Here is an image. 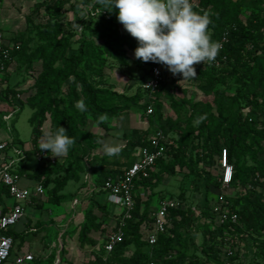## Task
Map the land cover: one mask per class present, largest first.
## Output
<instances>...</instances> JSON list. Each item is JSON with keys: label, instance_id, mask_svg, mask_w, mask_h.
<instances>
[{"label": "trees", "instance_id": "trees-1", "mask_svg": "<svg viewBox=\"0 0 264 264\" xmlns=\"http://www.w3.org/2000/svg\"><path fill=\"white\" fill-rule=\"evenodd\" d=\"M6 1L9 0H0V7ZM69 1L41 0L34 4L36 10L44 8L49 13L46 22L41 25H34L30 16L26 18L35 32L38 45L28 52L32 39L26 31L0 42V47L9 49L12 57L11 62L6 64V70L0 71V74L9 70L14 58L26 63L31 72L29 90H34L35 94L28 97L26 102L34 110L29 122L33 128L31 142L37 147L35 152L39 150L38 145L44 136L43 126L48 117L50 131L62 126L69 136L77 140L63 161L61 156L55 164L36 163L28 174L34 186L44 177V188L52 185L48 190L51 202L60 204V192L68 182L80 181V175L91 167L96 189L91 193L83 221L71 231L77 233L81 247L94 248L95 252L87 264H103L104 250L103 245H99L98 237L117 232L122 216L114 214L115 225L107 227L106 221L112 214L108 204L96 202L95 196L105 192L102 186L106 180L122 175L134 163L136 152L148 144L150 135L149 129L142 128L125 133V145L120 155L109 158L98 152L99 136L87 129L88 121L91 119L97 126L109 131L111 120L133 109L147 115L150 127L155 126L169 136L177 134L179 146L167 148L164 157L150 171L149 178L135 181V208L131 218L125 221L123 239L115 245L110 261L114 264H148L151 261L156 264H224L229 261L233 264L238 251L235 239H243L252 247L251 259L264 264V1L194 0L192 3L196 11L205 10L211 14L212 39L217 42H221L224 36L228 39L217 56H226L227 60L219 67L194 65L197 72L195 79L200 89L211 97V100L201 101L185 97L177 101L173 95L176 80L169 79L171 73L166 74L164 70L165 79L158 92L151 93L143 89L153 67L162 68V64L135 59L134 50L138 42L119 27L118 10H104L95 0H79L80 4L70 7L78 15L86 10L88 18L87 24L83 26V34L77 40V51L72 53V42L77 33L65 32L61 25L64 8ZM249 6H255V10L249 19L242 21L241 14ZM86 7L91 9L87 11ZM130 54L139 70L138 82L125 85L122 91H118L108 80L105 71L109 67V60L119 67L127 66ZM37 62L41 65L38 72L34 67ZM181 78L177 75V81ZM5 81L7 78L1 79L0 83ZM230 82L237 84L233 94H226L218 88ZM25 91L24 88L6 85L0 91V105L15 100ZM162 95L167 96L171 107L178 114L177 121L164 116L160 102ZM78 101L84 102L87 111L82 112L75 106ZM19 103L17 115L25 106L23 102ZM150 105L153 114L149 115L147 110ZM105 114L107 121L98 124V118ZM200 115H206V119L195 125L194 120ZM15 120L12 119L13 124ZM13 124V127L6 128L7 124L0 114V141L10 140L12 145L25 152V158L17 166V173L23 175L28 151L19 140ZM4 129L9 131L10 137L7 138ZM223 149H227L229 162L234 169L233 180L229 188L225 189V196L238 215L237 223L220 224V211L215 210L208 201L213 189L221 191L222 188L220 156ZM216 169L218 173L214 172ZM182 170L194 176L196 189L200 194L204 192V199L199 204L200 212L185 206L184 196L180 194L178 201L182 206L169 211L170 225L167 232L159 234L156 243L150 245L148 232L158 206L153 205L155 189L161 183L167 185L170 178ZM48 175H54V178L49 179ZM41 198L33 197L30 203ZM6 199L13 201L7 187L0 182V209L3 213L8 210ZM35 205L42 208L41 204ZM36 225L32 227L29 222V230L22 234L13 228L6 233L13 237L14 242L20 238V249L25 243L24 237L38 231ZM184 231L187 234L185 236ZM191 233L201 235L200 258L180 252V247L187 245L188 239H193ZM229 248L235 249L234 256H227Z\"/></svg>", "mask_w": 264, "mask_h": 264}, {"label": "rangeland", "instance_id": "rangeland-1", "mask_svg": "<svg viewBox=\"0 0 264 264\" xmlns=\"http://www.w3.org/2000/svg\"><path fill=\"white\" fill-rule=\"evenodd\" d=\"M40 1L41 0H9L1 5L0 42L9 40L10 38L17 36L19 33L26 31L32 39L28 52L30 53L37 47L38 39L35 32L32 30V26L28 25L26 18L30 16L34 25H41L46 22L49 17L48 11L44 10V8L36 10L34 7V4ZM250 1L258 0H247V2ZM72 4L75 6L80 4V2L79 0H70L66 4L61 25L65 32L73 31L77 33V36L72 42L73 50L71 51L72 53H75L78 47L77 40L83 34V26L87 24L88 18L83 19L81 14L78 15L72 11L70 9ZM84 7L85 6L83 5V8ZM254 10L255 6L245 8L241 14V20L246 21L249 19ZM118 25L121 29H124L121 23ZM129 57V64L124 67H119L114 61L109 60V67L105 71L108 80L116 86L118 91H122V88L125 85L130 86L134 81L138 82L139 70L133 62V56L130 54ZM34 67L36 72H38L41 65L37 62L34 64ZM162 69L166 71V74H169V71L164 65H162ZM3 78H7V81L3 84L0 83V91L3 90L6 85L16 89H26L22 96H18L15 100L13 99L6 104H1L0 114L1 116L13 114V118H16L14 124L12 123V118L5 127L11 128L13 127V124L18 133L19 140L25 144L24 148L28 151L26 154L27 162L25 173L30 174L36 165L34 162V152L37 149V147H34L31 142L33 128L29 122L34 110L26 102L28 97L35 94L34 90H29L32 83V75L28 70L26 63L14 58L9 66V70L0 74V80ZM182 79L183 78L177 81L173 90V95L177 101L184 97L192 101L211 100V97H208L202 92L200 84L196 79L181 81ZM137 86L138 85L134 87L133 91L136 90ZM236 87L237 84L235 82H230L228 85L220 86L218 88L226 94H233ZM19 101L23 102L25 106L21 113L17 115L20 109ZM160 102L163 105L164 116L177 121L179 116L171 107L167 96L162 95ZM109 126L111 127V130L106 131L97 126L91 119L88 121L87 129L99 136V153H104L102 148L104 142L118 144L122 148L125 145V133H130L134 128H142L144 130L149 129L150 135L148 137L154 136L157 132L155 126L150 127L147 115L142 114V112L137 109L129 111L118 119L111 120ZM4 131L6 132L5 135L7 138L10 137L9 131L6 129H4ZM48 131H50L49 117L43 126V132L46 133ZM1 136H4V134ZM169 137L173 138L174 147H178L179 136L177 134H171ZM61 160H64V156L61 157ZM214 172L218 173L219 170L216 169ZM47 178L52 179L54 178V175H48ZM33 187L34 184L30 189L32 190ZM45 188L47 192L41 199H36L34 203H30V206L26 209L25 216L16 226L13 227V229L17 233L22 234L24 231L29 230V226H27L29 222L33 227H35V222H37V220H40L41 223L46 225V227L36 225L38 231L36 233L31 232L24 237L28 246L33 244V251H37L38 246L42 245V253H46L45 251L50 249L46 244H49L52 241L57 244L54 248V252L51 255H48L47 258H44L42 253L41 255L34 253L36 260L34 264H87L91 254H94L95 251L91 247H81L77 241V233H72L71 231L78 226L79 220L83 219L84 211L89 204L91 193L96 189L94 184V174L91 172V167L80 175V181L77 182L72 180L68 182L66 187L60 192V195L62 196L60 204L51 202V199L49 198L48 190L52 188V185H48ZM220 193L221 191L214 189L210 192L208 201L211 206L218 207L216 201L219 199ZM180 194H183L184 196L183 202L185 203V206H191L196 209V212H200L199 204L204 199V192L200 194L196 189L195 177L189 175L187 170L179 171L176 176L170 178L167 185L162 183L158 185L154 192L153 205L156 206L162 197L170 198L172 196V200H180L178 198ZM143 198L145 199L146 195H144ZM75 199H77L78 202L76 205H73ZM95 201L108 204L109 211L111 212L110 214L112 215L106 221V226L110 227L115 225L114 219L116 216L114 214L120 213L119 207L108 201V194L106 192L97 194L95 196ZM35 203L39 205L41 204L42 208L37 207ZM55 225L60 226L56 228ZM183 234L184 236L187 235L185 231ZM191 235L193 239H188L187 245H182L180 247V252L189 257L200 258L201 253L199 245L201 243V235L196 233H191ZM105 237L106 236L98 237V242L101 246L104 243L103 240H105ZM235 242L238 251L233 264H258L255 260L251 259L252 247L248 244V241L235 239ZM19 244L20 238L14 244L10 259H16ZM62 249H64L65 252L62 253Z\"/></svg>", "mask_w": 264, "mask_h": 264}, {"label": "built area", "instance_id": "built-area-1", "mask_svg": "<svg viewBox=\"0 0 264 264\" xmlns=\"http://www.w3.org/2000/svg\"><path fill=\"white\" fill-rule=\"evenodd\" d=\"M194 0H191L193 3ZM87 11L91 8L86 7ZM228 39L226 36L219 42L221 45L220 51L224 47V43ZM19 49V46H16ZM12 57L9 49L0 47V71L6 70V64L11 62ZM227 60L226 56L217 57L214 62L199 63V65H211L219 67L222 62ZM169 79L176 80L177 76L169 74ZM165 79V73L161 66L153 67L151 76L143 84V89L150 91L151 93L158 92L160 86ZM147 114H153V107L150 105L147 110ZM13 118V114L2 115V120L7 124ZM174 146L173 140L166 135L162 130H157L154 136L148 138V144L138 149L136 152V159L134 163L127 168L124 173L116 178H110L105 181L102 189L108 194V201L112 202L119 207L120 222L117 232H113L104 240L103 243V264H114L110 261V254L114 250L116 244L122 241L123 232L122 228L125 226V221L130 219L132 211L135 208V181L137 179L149 178L150 171L154 168L157 161L164 157L168 147ZM12 154H11V153ZM25 158V152L18 146L12 145L10 140L0 141V182L7 187L14 204L8 208L6 213L0 210V264H8L12 250L14 249V239L6 232L16 226L18 222L25 216L26 206L33 197L39 198L45 194V188L43 185L44 177L37 183L31 190L26 187L20 186V180L22 177H27L28 174L24 173L20 175L17 173V166L20 161ZM35 158L39 164H55L59 161L58 157H53L48 154L47 151H41L40 149L35 152ZM220 170L222 183L221 193L219 199L216 201L218 207L215 210H219L218 222L225 224L228 222L237 223L238 215L232 210L230 203L225 196V189L229 188L233 180L234 169L228 159L227 149H223L220 156ZM264 184V180H262ZM111 197V198H110ZM76 202H74V205ZM182 204L178 200H172L166 198L158 203L157 210L153 215L152 228L148 232V242L153 245L157 241L159 234L166 233L170 225L169 211L181 207ZM235 249L229 248L227 250V256L231 257L235 255ZM34 261V256L29 253L17 256L13 264H30ZM148 264H156L151 261ZM224 264H231L226 261Z\"/></svg>", "mask_w": 264, "mask_h": 264}, {"label": "clouds", "instance_id": "clouds-1", "mask_svg": "<svg viewBox=\"0 0 264 264\" xmlns=\"http://www.w3.org/2000/svg\"><path fill=\"white\" fill-rule=\"evenodd\" d=\"M104 10H118L117 20L125 31L137 40L134 58L144 63L164 65L173 75L182 76L181 81L197 77L194 65L211 63L217 58L221 45L212 39L211 14L196 11L191 0H95ZM86 19V10L81 12ZM180 81V82H181ZM80 111H87L83 101L75 105ZM101 115L97 123L107 121ZM206 119L200 115L194 120L199 125ZM77 140L67 130L58 126L55 131L44 133L38 148L53 157L66 156ZM103 152L109 158L119 156L118 144L104 142ZM111 198V197H110Z\"/></svg>", "mask_w": 264, "mask_h": 264}, {"label": "crops", "instance_id": "crops-1", "mask_svg": "<svg viewBox=\"0 0 264 264\" xmlns=\"http://www.w3.org/2000/svg\"><path fill=\"white\" fill-rule=\"evenodd\" d=\"M34 162L35 163H37V160H36V158H34ZM29 176V175H28ZM22 177L21 178V180H20V186L21 187H26V188H29L30 189V187H32L33 186V181L32 180H30L29 179V177ZM34 188V187H33ZM6 207H7V209L8 208H10L12 205H13V201L11 200V199H6ZM74 202H78V200L77 199H75L74 201H73V205H74ZM76 205V204H75ZM28 206H30V202L27 204V206H26V209H27V207ZM1 210V209H0ZM57 219V218H56ZM83 219H84V216H83ZM83 219L82 220H79V222L78 223H81L82 221H83ZM36 224L38 223H41L40 222V220H37V222H35ZM42 225H40V226H42V227H46V225H44L43 223H41ZM52 226H54V225H52ZM60 225H55V227L57 228V227H59ZM33 227V226H32ZM59 236H60V234H59ZM104 241V240H103ZM17 242V241H16ZM24 244H23V246L20 248V249H18V255L17 256H20V255H23V254H25V253H29V254H32L33 256H34V253H36V254H40L41 255V253H42V245H40V246H38V248H37V251H33L34 250V247H33V244L32 245H30V246H28L27 245V243H26V241L24 240ZM47 246H49L50 247V249L49 250H47V251H45L46 253H42V255H43V257L44 258H47L48 257V255H51L53 252H54V248H55V246L57 245L54 241H52V242H50L49 244H46ZM100 245V244H99ZM33 247V248H32ZM87 248L88 247H91L92 249H94L92 246H86ZM44 254H45V256H44ZM34 260H35V257H34ZM14 263V259H10L9 260V262H8V264H13ZM30 264H32V263H30Z\"/></svg>", "mask_w": 264, "mask_h": 264}]
</instances>
